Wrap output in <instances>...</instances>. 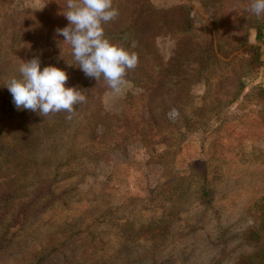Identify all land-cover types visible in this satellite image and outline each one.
I'll use <instances>...</instances> for the list:
<instances>
[{"label": "rangeland", "instance_id": "obj_1", "mask_svg": "<svg viewBox=\"0 0 264 264\" xmlns=\"http://www.w3.org/2000/svg\"><path fill=\"white\" fill-rule=\"evenodd\" d=\"M66 3L0 0V264H264V14L113 0L105 36L139 58L114 95L57 34ZM34 57L85 95L71 118L15 106Z\"/></svg>", "mask_w": 264, "mask_h": 264}, {"label": "clouds", "instance_id": "obj_2", "mask_svg": "<svg viewBox=\"0 0 264 264\" xmlns=\"http://www.w3.org/2000/svg\"><path fill=\"white\" fill-rule=\"evenodd\" d=\"M249 10L261 16L264 0H251ZM63 15L69 23L57 29V34L64 38L63 44L70 46L74 64L89 78L99 81L103 77L114 95L130 87L125 77L127 70L138 65V55L112 42L104 33L103 25L119 15L113 0H67ZM18 72L19 76L13 75L5 85L18 109L35 111L41 116L65 111L71 118L74 106L86 100L76 87H66L65 70L54 65L41 70L38 57L23 61ZM175 115V110L169 113L170 118Z\"/></svg>", "mask_w": 264, "mask_h": 264}, {"label": "trees", "instance_id": "obj_3", "mask_svg": "<svg viewBox=\"0 0 264 264\" xmlns=\"http://www.w3.org/2000/svg\"><path fill=\"white\" fill-rule=\"evenodd\" d=\"M217 2V1H216ZM213 7H215V4H212ZM115 7V6H114ZM218 8V7H217ZM219 9H220V6H219ZM218 11H215V14H217ZM263 23V22H261ZM261 23L258 22L257 24V28H258V32H259V43L258 44H255V45H250L248 47V50H252V52L255 53V58L256 60L258 61V64L259 65H263L264 64V61L262 60V47L264 45V24L262 25ZM189 34L190 32H185L184 34ZM172 33L171 32H168L167 35H171ZM115 37V35L113 36V38ZM109 38V36H108ZM111 38V41H114V39ZM185 39L186 38H180V41H181V44H183V42H185ZM212 43V41H211ZM213 47V46H211ZM247 49V48H246ZM205 52H209L208 49L205 50ZM222 54V53H221ZM224 54V52H223ZM216 58H219V56H216ZM200 62L197 64L196 68H194V71L196 72H202L204 69H205V66L209 64V54H207L205 56V59L203 60H199ZM196 72V73H197ZM205 196H207V192L205 191Z\"/></svg>", "mask_w": 264, "mask_h": 264}, {"label": "built area", "instance_id": "obj_4", "mask_svg": "<svg viewBox=\"0 0 264 264\" xmlns=\"http://www.w3.org/2000/svg\"><path fill=\"white\" fill-rule=\"evenodd\" d=\"M262 60L264 61V45L262 47Z\"/></svg>", "mask_w": 264, "mask_h": 264}]
</instances>
